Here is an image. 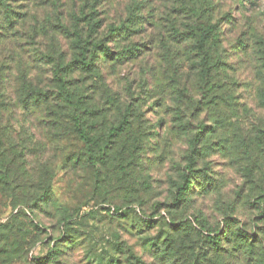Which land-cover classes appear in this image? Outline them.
<instances>
[{"label":"rangeland","instance_id":"1","mask_svg":"<svg viewBox=\"0 0 264 264\" xmlns=\"http://www.w3.org/2000/svg\"><path fill=\"white\" fill-rule=\"evenodd\" d=\"M7 1L19 14L20 24L12 34L16 52L28 54V68L37 76H32L34 84L48 98L46 104L24 109L8 73L2 75V148L11 142L14 151L27 153L37 177L50 170L52 187L50 203L36 200L35 210L21 213L23 229L18 231L23 240L17 238L16 246L2 253L1 246L8 245L2 241L1 223L17 208L0 187V264H39L35 257L51 249L56 257L45 264H131L129 252L140 258L139 263L131 258L133 264L263 262L264 141L258 132L264 124V103L259 105L256 91L264 78L259 57L243 59L241 52L249 46L254 52L264 48V0H198L202 19L217 25L208 49L218 52L212 81L223 85L199 103L196 65L201 58L195 41H180L184 47L176 52H151L149 12L161 6L160 0H129L137 31L128 39L107 31L118 6L114 14L108 12L97 36H107V45L122 60L112 63L99 55L96 73L67 66L74 54L73 34L87 28L95 14L92 5L83 8V0H63L55 7L44 0ZM74 5L82 7L79 14L86 20L76 29L58 27L60 21L71 23ZM178 6L174 0L173 10ZM98 9L103 18L102 5ZM142 14L147 23L135 25ZM43 25V31L37 29ZM88 34L87 28L81 35L92 38ZM134 46L140 49L137 57L136 52H122ZM53 62L67 66L70 93L78 92L85 103L80 114L92 146L72 129L71 103L59 105ZM157 70L169 74L159 77ZM87 107L96 109L92 116L84 114ZM5 152L9 160L15 158L12 150ZM187 179L192 187L185 192ZM168 232L172 239H167ZM216 234L217 245L212 242ZM151 239L163 249L172 247L170 256L156 257ZM246 246L254 248L258 260L249 256L254 252H247ZM14 248L15 255L1 262Z\"/></svg>","mask_w":264,"mask_h":264},{"label":"trees","instance_id":"2","mask_svg":"<svg viewBox=\"0 0 264 264\" xmlns=\"http://www.w3.org/2000/svg\"><path fill=\"white\" fill-rule=\"evenodd\" d=\"M49 3L53 7L57 5V3H61L63 0H44ZM75 1L77 3V0H70ZM84 4L82 5L83 8H86L90 5H92V10H94V13L91 16V19L88 22V31L89 37L92 38H84L83 31L86 30V26H84V29L81 34H73L76 36L72 40V46L74 48V54L71 63H68L67 66L74 65L75 67H78L82 69L83 71H86L87 73H96L97 67L95 66V60L98 58L99 55H102L101 57H106L107 60L111 61L112 63L116 61H121L122 58H120L117 55L113 54L112 48L107 45L106 40H108L107 36H104L100 38L101 36H97L98 32L100 31L102 22L109 19V13L112 12L117 6L118 8L115 11V17L113 19L114 23H108L109 27L108 30L110 35L120 37L123 39H128V36H132L137 30L134 28L133 25L134 22L132 21L136 16H134L135 9L133 8L132 4L129 2L122 1V0H104L105 4L109 5L108 7L105 4H102L101 2L103 0H83ZM174 0H160V5L157 6L154 10L150 11L151 14V20H149L150 25V34L151 36V43L153 45V50L151 52H163V50L168 51H179L182 47H184L182 44H180V41L184 42H194V45L196 49L199 51L200 55V63H198L196 66L199 67V84L201 86L200 89V96L198 99H196V102H201L202 98H209L210 94L209 91L213 88L217 87H223L222 84H217L218 82H213L212 80V66L214 65L215 55L218 52H210L212 50L208 49V44L212 40V34H215V28L216 24L212 23L209 19L206 18V21L202 19L201 9L198 3V0H177L178 8L173 10L175 7H172ZM38 3H42V0H38ZM75 5H78L76 4ZM99 4L102 5V15L103 18H100V10L98 9ZM50 5V6H51ZM74 5V12H69L71 16V23L64 24V21H60V24H56L58 27L65 29H68L69 26L76 29L79 26V23L82 22V18L79 14V11L82 10V7L77 8V6ZM125 6V8H124ZM73 8V7H72ZM97 11V12H96ZM208 12V17H211L212 15ZM14 10L11 9L10 5L8 4L7 0H0V17L5 16V19L1 21L0 18V187L1 192L6 194L7 197L11 198L12 202V208H17V211L12 214L8 221L5 223H1V237L2 241L5 243V245H8V248L5 246H1V253L5 251H9L10 248L13 246L15 247L17 244V238L21 237L22 239V233H20L21 229L19 227V224H21L19 217L21 216V213L25 214V212H28V208L31 210H35L39 203H37L36 200L41 201L42 203H50V195H51V187H52V175L50 170H47V175H42L37 177L35 173L32 171V167H30L29 160L27 153L22 151H14L16 149L15 144L9 142L8 146H5V148H2L6 140L4 139V136L1 134L2 128H1V77L6 72L8 73V77L11 80L12 89L17 94V99L19 100L21 106L24 109L31 110L33 107H39L40 105L47 103V94L46 91H42L39 89L33 81V77H37L36 75L33 76L32 72L29 70L28 65L30 59L28 58V54L26 52H16L17 48L15 47V39L12 34L15 33L14 30L17 29L18 25L20 24L19 21H16V17L19 16V14H14ZM97 13V14H96ZM114 14V12H112ZM39 12L36 11V15H38ZM207 14V13H206ZM119 15V17H118ZM106 17V18H105ZM228 17H231L230 14H228ZM36 19V16H35ZM58 19V18H56ZM88 19V18H87ZM199 21V22H198ZM183 22L188 25L187 28L186 25L183 24ZM201 22V23H200ZM145 20L142 17H140V20L135 23V25H144ZM196 24V27H194ZM44 25L37 29L43 31ZM80 30V29H79ZM95 36H92L94 35ZM173 36V39H172ZM177 42V43H176ZM214 43V42H213ZM211 48V46H209ZM56 50V49H55ZM247 52H241L243 59H247L251 55L256 54L258 59L261 61L260 63V70L261 75L264 78V48L260 50V52H254L251 50L250 46L246 48ZM122 52H136V57L138 55L137 52H140L139 48L134 47H128L122 50ZM211 53L213 56H211ZM135 54V53H133ZM1 56H4V58H1ZM45 56H48V54H45ZM115 56V57H114ZM119 57V58H118ZM55 65V62H53ZM59 65H55V68L53 69V82L54 85L58 86V94L60 95L61 103L59 105L63 104H70L71 111L69 110V118L72 121V129H76L81 134V137L84 138L89 146L93 145V139L90 138V136L86 135L84 132L83 121H82V114H80L81 107L80 105L84 102H81L82 99L78 95V92L70 93V90L68 88V80L66 78V67L61 66L60 62ZM156 71V70H155ZM31 73V74H30ZM159 77H166L169 74L168 70H164L162 75L160 72H155ZM33 76V77H32ZM169 80L172 79V76H168ZM181 83L180 81L177 82ZM171 90V89H170ZM172 91V90H171ZM257 102H259V105H262L264 103V83L260 84L257 91ZM15 94V95H16ZM55 99V100H58ZM95 108H86L84 110V114L87 116H92L95 113ZM203 126V125H202ZM57 126H55L56 128ZM59 127H57L58 129ZM206 129V126L203 127V131ZM202 132V131H200ZM258 135L263 139L264 141V124H260ZM198 136L196 135L195 138L192 140V145L195 148V144H197L196 140ZM264 145V144H263ZM10 149L13 151L15 158L9 160L6 156L5 149ZM27 156V157H26ZM193 160V159H192ZM192 162H195L194 160ZM45 167V166H44ZM46 169V167H45ZM183 189L185 192H188L189 189L192 187V182H190L188 179L183 184ZM262 195L264 193V189L260 192ZM53 201V200H52ZM26 212V213H27ZM30 213V211L28 212ZM18 225V227H17ZM35 227L39 229L38 224H35ZM43 229V227L41 228ZM20 230V231H18ZM176 229H174L171 234L176 233ZM11 233V234H9ZM238 235L246 237V239H249V235H245L241 232V230H238ZM169 232L167 234V239L169 240L171 237L169 236ZM214 239H212V242L215 244L218 243L217 241L220 238V234L214 235ZM12 239V240H11ZM172 239V238H171ZM11 240V242H10ZM23 240V239H22ZM155 240H150V249L154 250L155 256L161 258L169 257L172 253V247H169L167 249H163ZM153 243V244H152ZM173 243L168 242L167 245H170ZM217 245V244H216ZM253 245V243H252ZM22 247V246H21ZM248 251L247 252H254L251 253L249 256L253 254V258L255 260H258L259 256L256 255L254 248L252 246H246ZM19 249V248H18ZM16 248L12 250V252L8 253L5 257L1 256V262L9 260L11 257H13V254L15 255ZM130 256L128 257V261L133 264V261H136L137 263L140 262V258H138V255L129 252ZM57 252L55 253L53 249L49 250L45 256H39L35 257V260L38 261L39 264H45L49 259H53L56 257ZM242 254V253H241ZM190 256V254H188ZM132 258V260H131ZM7 259V260H6ZM127 259V258H126ZM263 260V259H262ZM259 264H264L261 260H258ZM246 263H251V261H245ZM257 263V264H258ZM117 264H124V262H118ZM141 264H146L143 261H141ZM190 264H196L194 261H192Z\"/></svg>","mask_w":264,"mask_h":264}]
</instances>
